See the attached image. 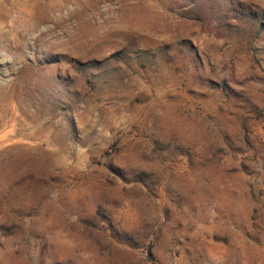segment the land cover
<instances>
[{"label": "rangeland", "instance_id": "374dc122", "mask_svg": "<svg viewBox=\"0 0 264 264\" xmlns=\"http://www.w3.org/2000/svg\"><path fill=\"white\" fill-rule=\"evenodd\" d=\"M0 264H264V0H0Z\"/></svg>", "mask_w": 264, "mask_h": 264}]
</instances>
